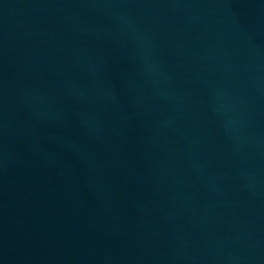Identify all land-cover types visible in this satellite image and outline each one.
<instances>
[{"label": "water", "instance_id": "95a60500", "mask_svg": "<svg viewBox=\"0 0 264 264\" xmlns=\"http://www.w3.org/2000/svg\"><path fill=\"white\" fill-rule=\"evenodd\" d=\"M0 264H264V0H0Z\"/></svg>", "mask_w": 264, "mask_h": 264}]
</instances>
